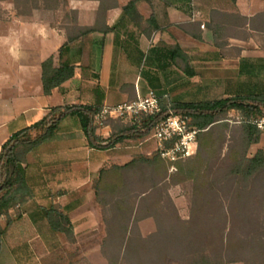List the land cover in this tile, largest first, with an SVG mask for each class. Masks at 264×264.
<instances>
[{
	"label": "crops",
	"instance_id": "0c3cea01",
	"mask_svg": "<svg viewBox=\"0 0 264 264\" xmlns=\"http://www.w3.org/2000/svg\"><path fill=\"white\" fill-rule=\"evenodd\" d=\"M17 2L0 0V152L13 134L59 106L103 109L150 91L166 105L264 95V52L246 47L253 36L247 40L229 33L223 23L252 19L264 12L255 11L264 0ZM48 59L55 67L73 69V76L50 95L42 82ZM113 131L107 123L97 135L108 140ZM143 144L144 138L129 139L109 150L92 149L79 119L64 120L56 137L28 157L26 179L34 197L10 212L13 224L0 237V264H40L38 256H31L33 246L66 243L63 234L51 230L48 210L70 216L74 237L100 229L93 182L104 166L145 155ZM259 151L264 152V133L248 156ZM222 153L225 157L224 147Z\"/></svg>",
	"mask_w": 264,
	"mask_h": 264
},
{
	"label": "trees",
	"instance_id": "16d2710c",
	"mask_svg": "<svg viewBox=\"0 0 264 264\" xmlns=\"http://www.w3.org/2000/svg\"><path fill=\"white\" fill-rule=\"evenodd\" d=\"M16 1L26 3L32 0ZM135 3L136 1L131 3L129 8ZM72 76V68L55 67L53 59H48L42 64L45 94L50 95L55 88ZM232 110L238 111L244 121L263 115L264 95L238 96L192 104L162 103L160 114L146 116L139 123L125 124L123 120L108 121L107 123L114 130L108 140L97 135L98 126L95 124V117L101 111L99 107L78 105L52 108L41 121L13 134L2 146L0 220L2 217L6 218V227L3 228L0 222V237L13 224L10 212L34 197L26 179L25 166L29 155L43 143L53 140L64 120L77 117L89 147L109 150L129 139L140 140L148 137L158 123L171 113H175L188 116L190 125L200 130L198 140L201 144L194 159L176 163V172L169 173L171 164L167 163L159 152L156 151L150 156L138 154L124 165L104 166L93 182L94 203L102 208L105 216L103 224L106 236L103 246L109 264H173L174 262H178L176 264H264V226L258 227L255 233L249 232L246 239L238 238L234 229L231 230L232 213L230 214L222 204L219 209L210 210L215 198L220 199L221 188L234 187L237 203L233 214H238L244 221L243 229L252 228L255 212L250 208V205H254L251 197H261L264 200V152L259 151L254 157L248 156L250 147L260 142L262 134L253 125L245 122L240 124L241 138L237 144L228 146L230 165L224 172L222 171L221 174L212 172L213 168L209 165V159L214 153L208 136L214 127L219 129L227 127L225 120ZM203 137H205L204 145H202ZM135 172L144 173L141 180L145 187L139 194H133L129 189L132 180L129 176ZM183 182H189L192 186V217L188 221L178 216L166 190ZM165 195L173 208L175 218L170 217L168 224H165V214L161 212L158 216L155 212L153 216L142 219L154 218L158 224L157 232L148 238L143 237L139 232L134 235L132 223L137 219L139 205L133 204V199L150 202L149 197H154L157 204H161ZM108 197L111 199L108 200ZM113 205L116 206V211L112 210ZM163 207L165 208L163 205L160 208ZM109 213L111 216L108 218ZM214 213L220 215L218 220L221 221V225L214 224L217 220ZM46 216L55 234H63L66 238L74 239L68 214L51 209L47 211ZM19 217L18 215L17 218ZM201 219L207 221L206 229L201 227L199 222ZM173 223H177V226ZM203 234H205L204 240L201 238ZM213 237L218 241L214 242ZM213 245L220 246L226 258L222 253V255L215 254V251L210 250Z\"/></svg>",
	"mask_w": 264,
	"mask_h": 264
},
{
	"label": "rangeland",
	"instance_id": "374dc122",
	"mask_svg": "<svg viewBox=\"0 0 264 264\" xmlns=\"http://www.w3.org/2000/svg\"><path fill=\"white\" fill-rule=\"evenodd\" d=\"M264 7H257L255 11H261ZM224 24H227V28L231 31L229 33L235 32L236 34H239L243 39L249 40L250 36H253V42L250 45H246V47L254 49L255 47L258 52H264V12H259L255 17L252 19H248L245 17L240 18H229L225 19ZM242 116L237 111V114L235 115H228L227 119L225 120L227 127L226 128H217L213 129L211 133L209 134V141L212 142L213 148L212 152L214 153L210 159H209V165L213 168L212 172H218L221 174V172L225 171L229 165L230 161L228 158V146H232L237 144L240 141L241 134H240V124L242 123ZM224 127V126H223ZM153 131L151 134L144 138V144L142 147H144L145 155L147 152H150V155H153L155 150V141L152 138ZM222 147L225 148L227 156L224 158L221 156L222 153ZM222 150V151H221ZM149 155V156H150ZM223 155V153H222ZM136 155L134 154L132 159ZM220 156V157H219ZM196 157V156H195ZM194 157V158H195ZM193 158V159H194ZM131 159V160H132ZM130 160V161H131ZM175 171H171V168L169 169V173H175ZM144 173L141 172H135L133 174H130L131 183L129 186V189L133 192V194H139L141 191L144 190L145 184L143 180ZM214 176H217L216 174H213ZM168 194L170 195L172 202L174 204L175 210L178 212V216L185 221H188L191 219V208H192V186L189 182H183L178 185L170 186L168 189ZM166 191V193H167ZM236 190L234 187H223L220 189L219 196L220 199L214 200L213 205L210 207L211 209L217 210L219 209V206L222 204L223 207L227 210H229V213H232V228L234 229V233H236V237L246 239L249 232H257L258 227L264 226V200H262L261 197H255L252 196L251 200L254 203V205H250V208L255 212V220L253 222L252 228H244L245 225L244 221L241 220L238 216V214H233V209H235L236 201L235 200ZM111 199L108 197V200ZM133 204H136V206L139 205L138 214L136 215L135 221L132 223L133 227V234L137 235L139 232L143 237L148 238L149 236L155 234L158 229V224L154 218H145L150 215H154L155 212L158 213V216H160L161 212L165 214V224H168V219L170 217L175 218V215L173 214V208L169 204V199L165 195L163 199L161 200V204H157V200H155L154 197H149V201H141V199H133ZM262 204V205H261ZM163 207L161 209L160 207ZM253 206V207H252ZM84 208V207H82ZM97 213L95 214L97 221L102 223L101 228L97 230H87L85 232L80 233L77 237L66 238V243L64 244L62 240L56 241L53 245L45 247V246H33L31 256L39 258L40 264H109V261L105 255V249L103 246V241L106 236L105 231V225L103 224L104 221V213L102 208L100 209L97 205ZM83 210V209H82ZM79 209L77 212L82 211ZM112 210L116 211V206L113 205ZM19 214H17L18 217ZM73 217L77 218L79 215L74 212L72 215ZM110 213L107 216L110 217ZM258 216V217H257ZM214 217H216V221L214 224L221 225V221H219L220 215L218 213H214ZM16 219V217H14ZM6 221V218H3ZM201 223V227L203 229H206L207 227V221H202V219L199 221ZM99 223V224H100ZM177 223H173V225ZM206 226V227H205ZM202 229V230H203ZM203 233L204 230H203ZM201 238L205 239V234H203V237ZM213 241H218L216 237L212 238ZM191 240V239H189ZM202 240V241H203ZM212 251H215V254H221L222 249L220 246L213 245L209 248ZM213 253V252H212ZM223 254V253H222ZM221 254V255H222ZM223 257L226 258V254H223ZM178 263V262H176ZM175 262L173 264H176Z\"/></svg>",
	"mask_w": 264,
	"mask_h": 264
},
{
	"label": "built area",
	"instance_id": "2783aa9c",
	"mask_svg": "<svg viewBox=\"0 0 264 264\" xmlns=\"http://www.w3.org/2000/svg\"><path fill=\"white\" fill-rule=\"evenodd\" d=\"M162 112V102L154 91L136 101L125 102L114 107H105L95 117L98 128L110 120H123L132 124L139 123L146 116L158 115ZM242 122L253 125L264 133V114ZM200 130L190 125V118L185 115L171 113L153 129L156 151L169 164L171 171L176 170V163L193 159L199 149Z\"/></svg>",
	"mask_w": 264,
	"mask_h": 264
}]
</instances>
